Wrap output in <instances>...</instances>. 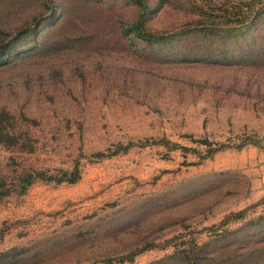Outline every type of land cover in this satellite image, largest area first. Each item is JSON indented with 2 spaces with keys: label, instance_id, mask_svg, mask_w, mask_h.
<instances>
[{
  "label": "rangeland",
  "instance_id": "374dc122",
  "mask_svg": "<svg viewBox=\"0 0 264 264\" xmlns=\"http://www.w3.org/2000/svg\"><path fill=\"white\" fill-rule=\"evenodd\" d=\"M147 1L0 0V264H264V0Z\"/></svg>",
  "mask_w": 264,
  "mask_h": 264
},
{
  "label": "trees",
  "instance_id": "16d2710c",
  "mask_svg": "<svg viewBox=\"0 0 264 264\" xmlns=\"http://www.w3.org/2000/svg\"><path fill=\"white\" fill-rule=\"evenodd\" d=\"M133 2V4L137 7L139 10V16L137 21L133 25H123L122 26V33L129 38H133L131 36H134L137 40L143 43V45H154V44H160L161 42H164L166 39L164 37H161L158 33H156L153 30H150L146 25V19L150 13V5L147 0H130ZM228 9H226L225 13H223V16H231V13H227ZM242 12L238 11L235 13H232L235 17H238L241 15ZM3 51H5L2 48ZM5 60V54H0V65H4L6 63ZM9 114L3 113L0 116V144H11V145H17L19 144V138L12 135L9 128H5L2 123L4 121L3 117L7 116ZM195 143H201L208 147V152L206 157L200 158L201 160L210 159L218 152L222 151L225 147H221L218 149H213V144L209 140H194ZM167 146H173V151L181 149L184 152H195V149H190L187 147H183L180 144H174L170 141H166ZM254 145L255 147L261 148V145L257 141H242V144L237 147V149L242 150L248 145ZM264 149V147H263ZM62 175H52L47 171H38L30 174H26L24 177L20 179V182L23 185V191H26L28 187L33 185L37 180L41 181H48V182H56L58 184L62 183H77L81 179V172L79 167H76L72 172H61ZM3 182V181H2ZM5 186V185H1ZM4 198V193L0 192V200ZM104 264H113V261L109 260L106 261Z\"/></svg>",
  "mask_w": 264,
  "mask_h": 264
}]
</instances>
